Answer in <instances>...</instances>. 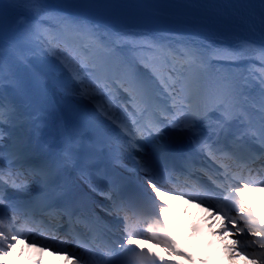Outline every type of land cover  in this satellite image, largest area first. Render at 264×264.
<instances>
[{
  "label": "snow or ice",
  "instance_id": "snow-or-ice-1",
  "mask_svg": "<svg viewBox=\"0 0 264 264\" xmlns=\"http://www.w3.org/2000/svg\"><path fill=\"white\" fill-rule=\"evenodd\" d=\"M117 7L114 0H6L0 10V257L26 238L67 254L72 264H177V257L207 264L181 250L164 223L167 196L176 190L169 181L183 178L178 187L189 190L180 195L224 220L216 234L232 239L229 258L264 264V216L241 195L264 187V0L237 6L246 10L243 33L212 37L129 23ZM121 90L126 104L117 103ZM160 117L192 133L214 163L211 171L180 176L137 161L155 211L131 210L90 168L101 153L119 156L148 132L158 133ZM198 121L213 133L237 128L226 143L213 142L199 134ZM45 128L52 134L38 146ZM57 138L60 147L47 156ZM69 171L111 202L101 211L120 218V226L84 199L55 205L73 191ZM9 190L34 194L13 200Z\"/></svg>",
  "mask_w": 264,
  "mask_h": 264
},
{
  "label": "bare ground",
  "instance_id": "bare-ground-1",
  "mask_svg": "<svg viewBox=\"0 0 264 264\" xmlns=\"http://www.w3.org/2000/svg\"><path fill=\"white\" fill-rule=\"evenodd\" d=\"M60 2L61 0H50V3L53 4ZM114 2L118 6L117 12L120 17L127 22L167 30L173 34L194 33L212 37L216 34L243 33L246 27L243 19H241L246 10L237 6L247 3L248 0H114ZM233 13H238V15ZM42 132L43 135L37 141L38 146L43 143L48 135L52 134L48 128L43 129ZM205 132H207L205 136H213L214 134L203 124L199 133L204 136ZM190 138L194 140L196 137ZM187 140L193 141L189 138ZM59 147L57 138V143L51 146L48 153L53 154ZM50 154L48 155L50 156ZM128 166L130 167V165ZM127 171L128 169L125 172ZM257 192L264 196V187ZM199 215L200 220L208 224L210 237H216L217 229L221 227L220 223L211 221L210 214ZM229 240L230 237H226L218 241L225 255L226 263L224 264H255L252 259L241 255L229 258L227 249L232 244Z\"/></svg>",
  "mask_w": 264,
  "mask_h": 264
},
{
  "label": "rangeland",
  "instance_id": "rangeland-1",
  "mask_svg": "<svg viewBox=\"0 0 264 264\" xmlns=\"http://www.w3.org/2000/svg\"><path fill=\"white\" fill-rule=\"evenodd\" d=\"M0 3H2V4L5 5L6 0H0ZM12 14H13L12 11L11 10H8V15L11 16ZM121 95L122 96H125L127 98V94L126 93L123 92V93H121ZM215 115L216 114L213 113V116H215ZM66 122L69 124V121L66 120ZM182 131L183 130H181L180 128H175V130H173L172 134H178L179 132L182 133ZM171 141H172V137H168V138L167 137H161V139L155 140L153 142V145L154 146H158V145H165L166 146ZM121 151L123 152L124 150L122 149ZM122 157H123V161H124V162L122 161V163H121L122 168L124 170L128 169V171H130L131 173H134L135 174L138 171V170L136 171V168L135 167H137V168L139 167L138 164H137V161L134 160V159H131V158H127L126 159L127 155L125 154V152H123V156ZM141 162L145 163L144 161H141ZM127 164L130 165V166H132V167H134V168L132 169V167H129ZM99 199H101V198L99 197Z\"/></svg>",
  "mask_w": 264,
  "mask_h": 264
},
{
  "label": "trees",
  "instance_id": "trees-1",
  "mask_svg": "<svg viewBox=\"0 0 264 264\" xmlns=\"http://www.w3.org/2000/svg\"><path fill=\"white\" fill-rule=\"evenodd\" d=\"M4 7H5V5L0 3V10H2Z\"/></svg>",
  "mask_w": 264,
  "mask_h": 264
}]
</instances>
